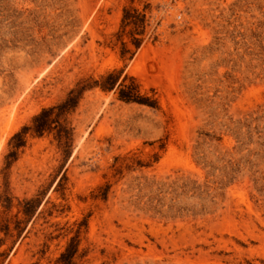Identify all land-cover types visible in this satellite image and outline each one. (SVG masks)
Here are the masks:
<instances>
[{"label": "rangeland", "instance_id": "1", "mask_svg": "<svg viewBox=\"0 0 264 264\" xmlns=\"http://www.w3.org/2000/svg\"><path fill=\"white\" fill-rule=\"evenodd\" d=\"M0 264H264V0H0Z\"/></svg>", "mask_w": 264, "mask_h": 264}, {"label": "trees", "instance_id": "2", "mask_svg": "<svg viewBox=\"0 0 264 264\" xmlns=\"http://www.w3.org/2000/svg\"><path fill=\"white\" fill-rule=\"evenodd\" d=\"M110 85L112 86L113 82ZM120 99L126 100V101L132 100L131 96H129V93H127L123 90L120 91ZM51 111H52V109L47 110V111H42V113L40 115H38L37 117L34 118V123H35L34 129L36 132L41 133L47 127L48 117H49ZM20 143H22V142H20Z\"/></svg>", "mask_w": 264, "mask_h": 264}]
</instances>
